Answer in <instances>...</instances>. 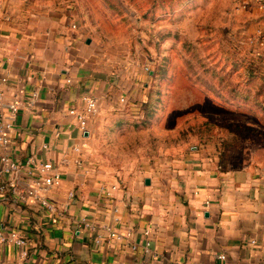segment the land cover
Instances as JSON below:
<instances>
[{
  "label": "crops",
  "instance_id": "1",
  "mask_svg": "<svg viewBox=\"0 0 264 264\" xmlns=\"http://www.w3.org/2000/svg\"><path fill=\"white\" fill-rule=\"evenodd\" d=\"M69 6L29 19L22 0L0 4L4 100L39 92L32 106L20 108L7 132L8 147L0 141V157L6 150L23 164L32 154L53 161L62 181L47 195L59 208L69 201V213L61 215L33 198L22 203L0 195V228L25 233L30 242L26 257L19 246L0 243V264H223L219 253H226L228 264H264V160L229 166L209 143L155 156L132 177L96 162L98 115L83 131L69 110L81 109L85 94L99 98L101 112L103 104L124 106L121 97L136 105V97L124 92L121 71L105 76L94 57L83 55V31ZM71 214H87L121 233L132 228L133 234L96 242L94 231L78 228Z\"/></svg>",
  "mask_w": 264,
  "mask_h": 264
},
{
  "label": "rangeland",
  "instance_id": "2",
  "mask_svg": "<svg viewBox=\"0 0 264 264\" xmlns=\"http://www.w3.org/2000/svg\"><path fill=\"white\" fill-rule=\"evenodd\" d=\"M65 3L83 31V55L94 57L105 76L121 71L124 92L136 97V105L103 104L93 131L99 165L132 177L155 156L209 143L229 166L264 160L259 6L234 0H22L29 19Z\"/></svg>",
  "mask_w": 264,
  "mask_h": 264
},
{
  "label": "built area",
  "instance_id": "3",
  "mask_svg": "<svg viewBox=\"0 0 264 264\" xmlns=\"http://www.w3.org/2000/svg\"><path fill=\"white\" fill-rule=\"evenodd\" d=\"M241 6L247 7L252 4L260 7L264 13V0H234ZM74 27L77 24H73ZM69 81L71 79H68ZM7 81L6 76L0 75V141L2 145L8 147L11 142L8 131L12 130L15 126V120L18 116L19 110L23 105L32 106L39 96V92L36 90L27 100L14 98L11 101L4 100L3 85ZM83 106L81 109L72 107L69 112L76 116L77 122L83 131H87L91 118L96 116L101 111V105L99 98L93 94H85L82 97ZM121 101L125 103L126 98L121 97ZM4 108L6 110H4ZM47 145H45L46 147ZM77 150L79 146L75 147ZM27 165L26 177H23V166ZM62 176L60 171L57 170L54 162L51 160H40L36 154H32L27 157L25 164L18 159L13 158L8 151H4L0 157V195H7L13 197L19 202L27 203L28 199H35L42 207L47 208L51 212L59 211L61 215L68 214V202L61 208L52 202L47 195L48 190L51 187L61 184ZM118 184L112 185V190L116 189ZM111 194V189L107 190ZM75 196V191L69 192V197ZM115 212L119 211L118 207L114 208ZM73 224L78 228H87L94 231L95 241L101 242L104 239L114 238H126L130 239L133 234V229L129 228L125 233L117 231L112 225L108 223H99L93 220L89 215L83 214L77 216L75 214L69 215ZM115 220L119 221L120 216L116 215ZM150 228L145 229V234L150 233ZM254 241V240H253ZM0 243H13L21 248V255L26 257L30 253V242L25 233L18 230L4 231L0 228ZM151 243L148 241L146 244V250L150 251ZM133 248H136V244H132ZM217 257L224 263L226 262V253H219Z\"/></svg>",
  "mask_w": 264,
  "mask_h": 264
},
{
  "label": "water",
  "instance_id": "4",
  "mask_svg": "<svg viewBox=\"0 0 264 264\" xmlns=\"http://www.w3.org/2000/svg\"><path fill=\"white\" fill-rule=\"evenodd\" d=\"M88 42H90V39H88ZM146 182L147 183H150V179L149 178H146Z\"/></svg>",
  "mask_w": 264,
  "mask_h": 264
}]
</instances>
